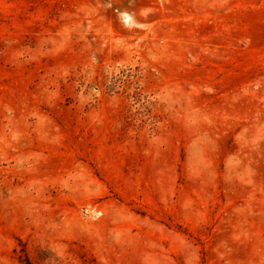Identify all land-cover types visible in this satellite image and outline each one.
<instances>
[{"label": "rangeland", "instance_id": "1", "mask_svg": "<svg viewBox=\"0 0 264 264\" xmlns=\"http://www.w3.org/2000/svg\"><path fill=\"white\" fill-rule=\"evenodd\" d=\"M0 264H264V0H0Z\"/></svg>", "mask_w": 264, "mask_h": 264}, {"label": "bare ground", "instance_id": "2", "mask_svg": "<svg viewBox=\"0 0 264 264\" xmlns=\"http://www.w3.org/2000/svg\"><path fill=\"white\" fill-rule=\"evenodd\" d=\"M125 17H126V20H129V17L127 15Z\"/></svg>", "mask_w": 264, "mask_h": 264}]
</instances>
